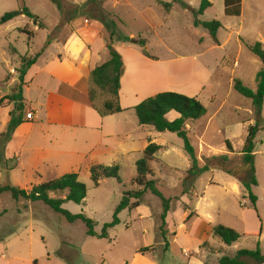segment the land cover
Masks as SVG:
<instances>
[{"label":"rangeland","instance_id":"1","mask_svg":"<svg viewBox=\"0 0 264 264\" xmlns=\"http://www.w3.org/2000/svg\"><path fill=\"white\" fill-rule=\"evenodd\" d=\"M66 1L83 4L87 0ZM164 1L172 2V0ZM164 1L105 0L103 7L115 15L118 27L123 33L137 39L142 36L149 38L147 46L149 52L159 57L164 66L171 62L172 79L179 75L180 71L187 75L192 73L194 67L190 59L198 60L195 64L202 69V72L195 73H200L198 80L207 85L205 89L203 88L201 101L206 105L209 116L214 114L216 116L206 136V141H210L211 146L197 147L199 139L197 137L200 136L198 127L194 128L192 133L189 131L191 142L197 148L201 165L207 163L213 155L228 154L230 161L226 166L236 173L234 176L220 169H210L199 176L189 192L184 194L189 198L194 192L198 194L191 202L192 206H188L192 210L195 207L198 216L190 223L184 224L182 220L184 210L180 207V203L182 192L187 188L184 182L189 169V156L184 149L183 139L176 133L158 132L157 143H164L167 146L160 148L151 166L154 178L159 180L162 193L166 197L174 198L173 208H175L171 211L169 220L171 218V222H177V225L181 223L194 226L203 234L206 228L215 225L231 227L241 233V238L230 246L209 233V240L204 247L213 254L208 253V264H217L222 256H233L240 249L254 250L258 243L264 250V129H261L255 138L254 168L257 184L252 185V192L257 196V202L253 205L249 192L239 180L248 176L249 166L241 162L247 130L241 129L243 126L238 124L241 122L238 121L241 119L242 122L251 125L255 124L257 119L252 100L234 89L236 78L241 79L253 90L257 87L256 76L263 64L261 59L249 50L248 45L260 41L257 40L259 35L264 37V0H246L242 17H240L241 13L228 16L224 0H213V5L211 4L199 17L201 20L217 19L222 22L223 27L219 29L218 37L222 43L229 38L223 45L221 42L217 45L207 29L203 27L196 29L193 26L192 11L174 2L167 10ZM184 1L193 9H198L203 0ZM23 6H27L38 15L39 21L43 22L45 27L40 28L26 15L23 18L19 17L15 19L17 25L28 26L27 29L33 36L35 35L34 38L30 42L28 33L3 25L0 26V47L6 44L8 47L12 45L23 55L25 50H29L30 58L42 48L49 47L47 41L53 39L57 33L61 31H64L63 34L68 33L72 21L81 17L87 18L85 15H78L63 24L61 12L52 0H0V17ZM240 7H242L241 3ZM152 15H156V20H152ZM151 20L154 25L150 23ZM104 31L110 35L105 27ZM199 37L204 41L199 42ZM51 50L52 48L49 47L48 51ZM19 61V55L11 51L5 56L0 54V76L1 78L8 76L5 82L10 80V76L15 77L11 74V68H16ZM175 80H179V77ZM0 88H3L1 84ZM13 91L14 87L10 94ZM211 95L215 96L213 101H209ZM130 116L127 113L123 119V125L126 122L128 130L131 126H127V118ZM134 116V119H138L135 113ZM262 116L264 126V107ZM205 118L207 120V117ZM226 140L231 143L232 151L227 147ZM116 161L117 165L120 164V180L113 177L104 178L99 186H96L91 179L92 165L86 163L77 168L75 173H78L79 181L86 185L87 196L82 204L67 201L63 206L74 214L84 213L92 218L96 223L97 233H102L104 225L113 220L114 210L123 194L137 188L134 183L137 176L136 165L126 158H119ZM41 167L42 172L28 167V173L24 174L22 169L16 166L8 171L1 162L0 169L5 173L0 176V186L10 184L31 190L33 186L44 181L71 173L63 172L65 170L62 166L52 169L43 165ZM211 177V181L215 179L218 183H209ZM230 180L235 182L236 187L234 184H228ZM67 193V191L53 193L52 196L64 198ZM176 196H180V199L176 200ZM162 210L161 199L148 191L141 206L132 210L125 209L120 213V223L108 230L110 237L103 239L87 235V228L83 222L70 223L41 201L32 202L22 198L14 200L9 192H2L0 193V263L4 258L1 252H4L8 260L14 255L22 257L32 255L38 259V264H101L104 261L102 257L110 264H123L121 256L129 257L136 246L155 245L159 242L161 246L156 253L151 254L153 258L161 261L162 264H185V260L194 253L195 243L187 239L182 231L178 240L173 241V234L169 232L170 247L164 253L165 243L158 239L157 232ZM167 224L169 226V223ZM218 243L223 244L224 247L221 245V250L215 252L214 248L219 247ZM188 247L190 249L186 251ZM64 249L69 260L63 257ZM172 256L175 260L170 262Z\"/></svg>","mask_w":264,"mask_h":264},{"label":"crops","instance_id":"2","mask_svg":"<svg viewBox=\"0 0 264 264\" xmlns=\"http://www.w3.org/2000/svg\"><path fill=\"white\" fill-rule=\"evenodd\" d=\"M209 1L213 5V0ZM238 2L242 4L240 15L242 17L245 12L246 0H224L226 4L225 8L227 6H234ZM24 16L19 15L3 25H8L6 27H11L13 30H18L22 33H28L29 41L31 42L35 35L33 36L32 32L27 29L28 26L19 27L17 22H15V19L19 17L23 18ZM155 17L156 15H152V20H156ZM152 20L150 23L154 25ZM194 27L197 29L201 26ZM69 29L68 33L63 34L64 31H61V33H57L50 40L48 46L52 50L49 52V47H44V50L24 77L25 121L17 126L12 133L10 140L3 148L0 161V163L3 162L8 171L16 166L20 167L24 174L28 173V167H32V170H37V172H42L41 166L43 165V167L49 169L62 166L63 170H65L63 172H75L77 168L86 163L90 166L118 164L115 162L119 158H126L136 165V162L143 157L144 151L150 143H156L161 148L167 146L164 143H157L159 135L157 133L159 131L153 126L141 125L138 119H134L136 105L148 97L165 91L183 93L196 97L201 101L203 88L205 89L207 85H205V82L198 80L200 73H195L197 71L202 72V69L195 64L198 60L196 58L190 59L194 67L191 71L192 73L187 75L180 71L178 72L179 75L174 76L172 79L170 76L171 62H168L164 66V63L160 62V58L151 54L147 49L149 38L140 35L147 40V52L156 59L146 56L143 48L138 44L114 41V47L124 59L119 93L123 111L102 116L89 104L88 90L92 70L110 58L109 50L105 46L109 35L104 31V26L101 22L97 20L90 21L82 17L72 21ZM259 36L257 40H260L264 45V37ZM228 40L229 38L224 43L226 44ZM203 41L204 39L202 40L199 37V42ZM219 42H221V39H219ZM224 43L221 42L222 45ZM217 45H220V43ZM8 51L19 55L20 61L16 68H11V74H14L15 77L11 78L10 76V80L5 82L8 76L4 78L0 76V84L3 87L0 88V98L10 94L13 87L19 83L17 69L20 67L25 56H31L29 50H25V54L23 55L12 45L8 47L6 44L0 47V54L2 56H5ZM35 54L33 55L35 56ZM177 77H179V80H175ZM214 98L215 96L211 95L209 101H213ZM13 107V103L0 106V137L7 129L10 111ZM28 112L33 113V120L26 118ZM127 113L131 115L127 118V126H131L129 130L126 127V122L123 125L124 115ZM208 116L209 111L205 116L207 120L204 117L187 125L191 133L194 131V128H199L200 136L197 137L199 138L197 147H202L203 145L211 146L210 141H206V136L209 133L216 114ZM178 117L179 114L176 111H171L167 114V118L171 121ZM238 122H240L238 124L243 126L241 129L247 130V137L250 124L247 125L248 122H242L241 119ZM188 161L190 168V158ZM4 173L5 171L0 169V176ZM212 177L209 183H218L215 179L211 181ZM234 183L232 180L228 182V184L232 185ZM234 187H236L235 184ZM197 195L194 192L191 198L188 195L181 196L180 207L184 210L182 214L184 224L190 223L198 216L195 207H193V210L190 209L192 206L191 202H193ZM185 205H190L189 209H185ZM171 211L167 216V223H169L167 229L173 234V241L178 240L182 231L185 233L187 239L195 243L194 253L185 260V264H208V253L212 252L203 247V244L209 240V233H212V227L206 228L205 234H203L199 232L198 228H194V226L182 225L181 223L177 225V222H171V218L169 220ZM190 212H194L195 215L187 219ZM108 236L110 237V231L108 232ZM218 245V248L212 246L216 249L215 252L221 250V245L224 247L223 244L218 243ZM149 246L156 247L154 250L143 254L138 250L147 246L138 245L129 257L121 256V262L123 264H162L161 261H158L151 255L152 253H156L161 243L158 242L155 245ZM189 249L188 247L185 250L189 251ZM164 250L166 251L163 252L166 253L168 248ZM63 251V257L69 260L68 254L65 253L66 249ZM1 255L4 258L0 264H38V259L32 255L28 257L14 255L9 260L8 257H5L4 252H1ZM171 258L170 262L175 260V257L172 256ZM102 259L104 261L101 264H110L103 257ZM217 264H219V261Z\"/></svg>","mask_w":264,"mask_h":264},{"label":"trees","instance_id":"3","mask_svg":"<svg viewBox=\"0 0 264 264\" xmlns=\"http://www.w3.org/2000/svg\"><path fill=\"white\" fill-rule=\"evenodd\" d=\"M61 12L62 23L68 22L70 19L76 18L78 15H85L89 19L100 21L106 30L110 33L109 40L106 39L105 46L109 50L110 58L103 64L94 68L89 80V104L97 110L102 116L120 113L123 108L120 104L119 93L121 89V77L124 68L123 56L114 47V41H123L138 44L143 48V52L150 58L151 56L146 50V38H133L128 34L123 33L119 27L115 15L106 11L103 7L105 0H87L83 4H72L66 0H52ZM174 3H179L183 8L192 11L194 20L193 24L196 27H203L209 31L210 36L216 44H219L218 31L223 27L220 20L214 19L211 21L201 20L200 15L211 6L209 0H203L198 9H193L184 0H172V2H163L165 8L169 10ZM240 2L234 7L227 6L226 13L229 15H240ZM19 15H26L33 20L40 28L45 27L43 22L39 21V16L33 13L27 6H23L19 10L6 12L0 17V25H3ZM50 39L47 41V45ZM249 50L258 56L262 61V68L256 76L257 87L255 90L249 88L241 79H234V89L244 97L252 100L256 123L248 127V134L242 149L241 162L249 166L248 176L239 178L241 184L249 192V197L253 205H256L257 196L252 192V185L257 184L254 168L255 156V138L257 133L264 129L263 107H264V46L261 41H256L248 45ZM44 48L37 52L32 58L25 56L17 69L19 73V83L14 87V91L0 98V106L5 104H14L10 111V120L5 132L0 137V161L3 153V148L10 140L12 133L23 123L24 120V97L23 86L24 77L29 68L36 62ZM136 115L141 125L153 126L159 132L170 131L176 133L184 141V149L191 160V166L186 172L184 186L187 187L182 192L184 195L190 187H193L195 180L203 173L210 169H220L235 176V172L226 166L230 161L228 154L213 155L207 163L201 165L197 156V148L192 144L190 132L187 128L191 122L199 120L207 115L206 106L196 97L188 96L175 91H165L157 93L151 97L144 99L135 107ZM171 111H176L179 117L175 120H169L167 114ZM227 147L232 151L231 143L226 140ZM161 146L156 143H150L141 159L136 162L137 176L134 183L137 188L125 192L121 201L114 210L113 220L106 223L102 233L95 231V221L84 213L74 214L63 206L65 202L72 201L77 204H82L87 196V187L79 181L78 173L71 172L56 177L54 179L44 181L32 187L31 190L21 189L13 185L0 186V193L9 192L14 200L27 199L32 202L41 201L53 209L56 213L62 215L70 223L81 221L86 225V233L92 237L107 238L108 230L120 223V213L125 209H135L143 203L145 194L149 191L162 201L163 210L160 214V224L157 227L158 237L161 242L165 243L168 248V224L167 216L173 208L174 198L166 197L159 188V180L154 178V171L151 162L157 157L156 154ZM119 165H93L90 168L91 179L96 186L104 178L113 177L120 180ZM67 191L66 197H54L53 193H62ZM189 192V191H188ZM176 200L180 196L175 197ZM185 209H189L187 205ZM194 212H190L187 219L192 218ZM212 234L215 238L220 239L226 245H233L241 238V233L231 227L224 225H215L212 227ZM207 243L203 244V247ZM155 249V246L142 247L138 251L140 253H148ZM264 250L260 248V244L256 249H240L233 256H222L219 264H263Z\"/></svg>","mask_w":264,"mask_h":264},{"label":"built area","instance_id":"4","mask_svg":"<svg viewBox=\"0 0 264 264\" xmlns=\"http://www.w3.org/2000/svg\"><path fill=\"white\" fill-rule=\"evenodd\" d=\"M26 118L28 120H33V113L32 112H28L27 115H26Z\"/></svg>","mask_w":264,"mask_h":264}]
</instances>
